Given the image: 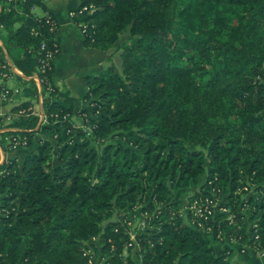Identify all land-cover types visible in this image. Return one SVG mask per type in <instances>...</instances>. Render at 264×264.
<instances>
[{
	"label": "trees",
	"instance_id": "1",
	"mask_svg": "<svg viewBox=\"0 0 264 264\" xmlns=\"http://www.w3.org/2000/svg\"><path fill=\"white\" fill-rule=\"evenodd\" d=\"M85 4L96 7L76 19L88 24L85 44L122 52L120 66L86 76L95 116L79 112V127L77 99L52 82L59 48L41 69L56 42L45 15L32 11L44 0H0V70L10 73L6 48L31 77L18 75L28 100L13 107L4 131L26 136L29 151L0 164V264H88L94 237L114 254L110 264H136L123 255L129 235L114 228L137 206L151 216L140 236L154 243L144 242L140 264H232L230 249L213 246L218 238L197 229L175 196L202 178L190 200L218 187L229 208L210 224L252 244L257 223L264 244V0ZM40 95L46 122L20 112Z\"/></svg>",
	"mask_w": 264,
	"mask_h": 264
},
{
	"label": "crops",
	"instance_id": "2",
	"mask_svg": "<svg viewBox=\"0 0 264 264\" xmlns=\"http://www.w3.org/2000/svg\"><path fill=\"white\" fill-rule=\"evenodd\" d=\"M44 2L46 5L45 8L35 6L32 11L39 16H44L49 12L58 21L55 41L58 44L59 52L55 58L52 82L58 86L60 90L69 91L71 95L77 99L73 120L77 126L81 127L84 126V122L82 116L78 114V112L89 109L88 101L84 100V96L88 91L85 78L87 75L98 74L107 69L111 66L113 57L110 51H102L85 44V37L76 21L77 17L73 14L81 5L82 0H44ZM0 45L3 46L1 39ZM3 57L11 66L10 73L5 72V74H2L0 70V88L6 86L11 90V95L8 100L3 101L0 98V116L6 118L3 127L7 130L5 125L10 122L7 121V117L12 112L13 107L19 106L21 103L28 100L23 93L25 82L20 80L18 75L26 79L31 77H26L22 71L14 65L6 48H3ZM36 77L37 75L34 76V79H36ZM36 83L38 86L37 81ZM28 108H31V110L33 109V112L43 110L40 98L39 101H33L32 105ZM10 134L12 135V133ZM10 134L7 133L4 135V131L0 134V164L4 160L13 157H17L22 161L29 151L25 147L11 150L9 147ZM248 223L247 221V227L249 226ZM234 244L238 245L233 246ZM218 248L222 251L226 248L230 249L229 251L227 250V254L239 253L243 255L251 251L256 253L248 244V240L235 243L225 242V244H220ZM242 248L245 249L242 250Z\"/></svg>",
	"mask_w": 264,
	"mask_h": 264
},
{
	"label": "built area",
	"instance_id": "3",
	"mask_svg": "<svg viewBox=\"0 0 264 264\" xmlns=\"http://www.w3.org/2000/svg\"><path fill=\"white\" fill-rule=\"evenodd\" d=\"M96 10V7L93 4H85L79 6V8L73 12V14L78 17L81 16L84 13H94ZM46 23H48L50 30L55 31L58 27V21L57 19L52 15L47 13L45 15ZM83 35H86L88 24L84 22L78 23ZM43 48H45V44L42 45ZM54 49H48L46 50V54L44 58L42 59V65L41 69L45 72L47 68H51V60L54 58L55 51L58 49V44L54 43ZM45 78V77H44ZM36 80L38 82V86L40 88V91L42 89V82L43 79L36 77ZM11 95V90L7 88L6 86H2L0 88V98L3 101H6L9 99ZM40 102L42 103V96L40 97ZM21 113H28L31 112L34 115H37L40 117L41 121L46 122L47 116L44 113L43 110L33 112V109H22L20 111ZM84 117H87V114H83ZM12 116L7 117V121H11ZM2 131H6L4 127H0V133ZM28 143V138L26 136H21L17 134H10L9 136V147L11 150H15L20 147H25ZM1 145V143H0ZM214 190L219 194L221 191V188L214 187ZM244 190L248 191V188L245 187ZM200 194L197 195L193 201L190 202V204L187 207V212L191 216V223L199 230L204 231L207 234H212L218 240L224 241L229 243H235L242 239V237L236 238L235 236H242L241 234L235 235L233 233L226 234L224 229L219 225L216 226V223L210 224L211 220L213 221V217L217 215L218 212H227L228 209L225 206H222L223 199L218 196V194H211V195H205L202 194V192H199ZM135 208H138V211L136 210L134 214H130L133 211H130L127 213V215L120 220V225L116 226L114 228L115 232L120 231V227H123L127 234L129 235V239L124 244V252L125 250H128L129 248H132L136 241V235L139 234L140 231H144L150 224L151 216L147 211H142L140 206H137ZM134 208V209H135ZM138 219L137 224H135V220ZM216 226L217 233L214 231ZM259 226L257 223L251 225V230L256 231V235L254 237V242L252 244L248 243L253 250L264 257V244L260 240V234L258 233ZM228 236V237H226ZM98 238L94 237L91 239V242L97 240ZM88 245V244H87ZM88 245V249L85 252V255L88 256V264H96V261H102V257H97L96 253L95 255L92 252V249H90ZM245 248H242V250Z\"/></svg>",
	"mask_w": 264,
	"mask_h": 264
},
{
	"label": "rangeland",
	"instance_id": "4",
	"mask_svg": "<svg viewBox=\"0 0 264 264\" xmlns=\"http://www.w3.org/2000/svg\"><path fill=\"white\" fill-rule=\"evenodd\" d=\"M85 37V36H84ZM125 42V36H121L119 41H118V48L119 46H121L122 43ZM111 55H112V64L111 65H116V66H120L121 65V59H120V52H122V50H115V48H112L109 50ZM36 80V79H35ZM37 81V80H36ZM42 86V85H41ZM89 103V111L85 112L83 114H87V116L92 117L95 116L92 112V103ZM91 109V110H90ZM83 111V110H82ZM79 113V112H78ZM80 114V113H79ZM82 116V115H81ZM83 118V117H82ZM84 118H83V122H84ZM77 125V124H76ZM85 126V123H84ZM205 181V178L200 179L199 183L200 185ZM200 185L197 186H192L190 188H187L186 190L182 191V194L178 193L179 191L175 192V196H180L179 200H180V207L183 209V212H187V207L190 204V201L192 200L191 197L194 195L195 192L198 191ZM242 196H248L249 193L247 192H241ZM191 199V200H190ZM138 211V208H135L133 210L132 213L130 214H134L135 211ZM229 210V208H228ZM239 213L242 214H246L247 217H245L246 221L244 220V224H247V221H249L248 219V210L247 208H239L238 209ZM234 212L233 211H229L228 215L229 217L232 219L234 216ZM138 219L135 220V224H137ZM247 227V226H246ZM149 226L144 230V231H140L138 235H136V241L134 246L132 247V249L130 251L125 250V252H123V255L125 257H127L129 254L132 256V258L134 259L135 263L140 264L142 262V259L144 258L145 253L147 252V245H149L150 247H153L154 243L153 241L147 238L148 236H140L142 234H145L148 230ZM247 229V232H249V229ZM214 237V236H211ZM144 242L147 243V245L144 244ZM228 243V242H226ZM86 245H90V249H92L93 254L97 255V257H102V261H96V264H110V260L113 257V255L111 254H107L105 255V253H103V249L105 247V243L102 242L99 238L93 242H91V240L87 241L85 243ZM211 244L215 247H219L220 244H225V242H221L219 241H215V240H211ZM238 245V244H234L233 246ZM96 246V249L94 248ZM219 249V248H218ZM228 259L230 260L231 263L233 264H264V257L261 256L260 254H256L254 252H250L248 254H239V253H232V254H228Z\"/></svg>",
	"mask_w": 264,
	"mask_h": 264
}]
</instances>
